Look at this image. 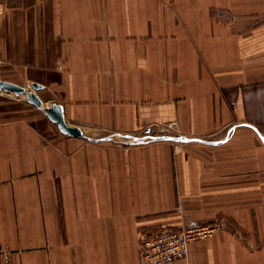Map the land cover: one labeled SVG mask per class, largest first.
I'll return each instance as SVG.
<instances>
[{
	"label": "crops",
	"instance_id": "obj_1",
	"mask_svg": "<svg viewBox=\"0 0 264 264\" xmlns=\"http://www.w3.org/2000/svg\"><path fill=\"white\" fill-rule=\"evenodd\" d=\"M0 264H264V0H0ZM44 85L35 89L33 83Z\"/></svg>",
	"mask_w": 264,
	"mask_h": 264
},
{
	"label": "built area",
	"instance_id": "obj_2",
	"mask_svg": "<svg viewBox=\"0 0 264 264\" xmlns=\"http://www.w3.org/2000/svg\"><path fill=\"white\" fill-rule=\"evenodd\" d=\"M2 12L0 3V16ZM219 229L218 223H212L152 231L139 241L141 264H171L187 258L192 243L212 236Z\"/></svg>",
	"mask_w": 264,
	"mask_h": 264
},
{
	"label": "water",
	"instance_id": "obj_3",
	"mask_svg": "<svg viewBox=\"0 0 264 264\" xmlns=\"http://www.w3.org/2000/svg\"><path fill=\"white\" fill-rule=\"evenodd\" d=\"M33 87L35 89H43L44 85L35 82L33 83ZM2 90L14 91L19 94H25L31 103H33L41 110H43L53 121L57 122L61 131H63L64 133L71 136L91 139L87 135H85L81 127L76 125H70L66 121L65 110L63 105L57 104L54 107L46 105L45 102L40 98V96L35 91H29L25 87L10 81H0V91ZM91 140H97V139H91Z\"/></svg>",
	"mask_w": 264,
	"mask_h": 264
}]
</instances>
